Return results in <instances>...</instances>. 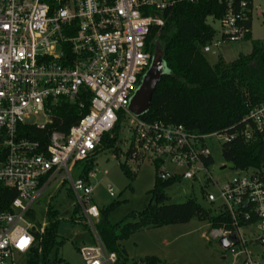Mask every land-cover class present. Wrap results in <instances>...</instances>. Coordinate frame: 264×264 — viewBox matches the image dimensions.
<instances>
[{
    "label": "built area",
    "instance_id": "built-area-1",
    "mask_svg": "<svg viewBox=\"0 0 264 264\" xmlns=\"http://www.w3.org/2000/svg\"><path fill=\"white\" fill-rule=\"evenodd\" d=\"M179 1L0 0V185L15 193L8 210L0 212V264H20L33 249L34 222L28 213L46 189L58 183L60 174L61 184H70L94 242L78 248L83 263L115 264V254L105 251L95 229L99 209L92 204L90 183L95 172L87 180L79 175L73 180L71 170L96 154L103 137L120 129L122 118L132 133L125 166L147 160L159 181L199 184L205 201L231 220L232 230H211L210 237L229 239L226 252L233 263L261 264L253 249L264 239L246 234L264 232V176L238 170L219 186L209 172L211 165H206L211 159L206 139L215 136L221 146L236 134L198 136L181 125L146 123L128 111L151 64V28L163 26L157 12ZM216 1L224 14L217 20L220 31L203 48L204 54L244 41L251 31L247 22L250 19L251 26L254 0ZM87 97V113L67 134L49 133L44 147L20 137L19 125L44 130L62 102L83 111ZM39 116L44 123L31 122ZM246 119L248 125L241 132L246 142L264 135V102ZM209 185L215 194L205 192ZM106 192L115 196L111 186Z\"/></svg>",
    "mask_w": 264,
    "mask_h": 264
},
{
    "label": "trees",
    "instance_id": "trees-1",
    "mask_svg": "<svg viewBox=\"0 0 264 264\" xmlns=\"http://www.w3.org/2000/svg\"><path fill=\"white\" fill-rule=\"evenodd\" d=\"M223 14L224 7L216 0L194 4L182 0L157 12L163 26L151 28L148 42L152 53L155 45L161 46L164 73L151 96L148 112L139 118L146 123L181 125L188 133L198 136L236 134L234 139L221 145L223 162L235 171L254 170L264 176V135H254L248 142L241 135L248 125L246 117L249 112L264 102V45L251 40L249 54L231 62L218 58L213 65L209 64L203 48L212 40L214 30L207 24V19L217 21ZM247 29H251L250 19ZM250 37L249 31L244 41L250 40ZM89 100L90 97L84 99L83 111H79L74 104L62 102L44 130L19 125L18 133L20 137L39 142L44 147L49 133H68L87 113ZM119 130L116 129L114 137L104 136L102 139L105 148L112 149L115 156L118 153L115 141ZM129 155V152L126 153L125 158L128 159ZM83 163L78 175L87 180L94 163L92 159ZM212 164V159L206 161V165ZM121 168L125 177L132 178L133 174L125 164ZM175 183L174 180L159 181L156 178L147 193L149 198L143 209L114 224L109 222L108 217L119 202L99 210L95 229L105 251L115 254V264H128L120 242L142 229L181 225L196 219L207 223L210 230H232L230 217L221 211L215 212L212 205L203 208L192 198L182 204H170L166 191ZM14 196V191L0 185V212L8 210ZM74 211L81 213L78 206L74 207ZM28 217L34 222L32 211ZM58 217L59 211L48 205L45 211L47 224L42 232L41 225L34 222L35 246L26 254L22 264H62L57 255L58 248L63 244L58 235ZM127 219L132 221L127 222ZM69 221L74 223L72 219ZM142 262L156 264L151 258Z\"/></svg>",
    "mask_w": 264,
    "mask_h": 264
},
{
    "label": "rangeland",
    "instance_id": "rangeland-1",
    "mask_svg": "<svg viewBox=\"0 0 264 264\" xmlns=\"http://www.w3.org/2000/svg\"><path fill=\"white\" fill-rule=\"evenodd\" d=\"M264 0H254V10L251 19V39L237 43H226L221 48L215 49L214 54L207 53L205 57L209 64L213 65L218 58L225 62H231L239 56L247 55L251 51V40L258 41L264 45ZM207 24L218 35L220 25L218 21L210 18ZM161 46L155 45L154 52L161 53ZM31 122L42 124L45 119L41 116L32 119ZM127 119H121L120 130L115 141L118 149L117 156L112 149H106L104 144L100 146L90 159L93 160L95 177L90 181L93 187L92 204L99 210L106 208L114 202L119 206L109 215L108 220L114 224L127 217L132 212L143 209L156 179L155 168L150 161L143 160L139 163L127 162L126 167L132 172V178L125 177L121 166L126 160L125 154L132 145V133L126 124ZM116 134V131H115ZM113 134L112 137L115 136ZM109 135L108 138H112ZM213 164L209 168L212 179L217 185H222L225 180H231L236 176V171L229 164L223 162L221 157V146L215 136L205 141ZM84 163H78L71 170V177L75 180L81 172ZM224 167V169H220ZM61 174L57 175L58 183L51 186L33 203L31 211L34 222L44 227L47 222L45 211L48 205L59 211L58 235L63 239V244L58 248L57 255L62 259V264H84L78 248L83 245H92L93 239L87 229L83 216L74 211L76 201L71 192L70 184H61ZM108 186L114 190L115 196L109 197L106 192ZM202 187L191 181H182L180 184L172 185L166 195L170 204H182L188 199H194L203 208H208L209 203L204 199ZM205 192L216 193L214 186L205 187ZM72 219L74 223L69 220ZM127 219V222H131ZM210 227L205 222L196 219L186 224L164 226L161 228L142 229L121 241L120 245L125 251L128 264H145L146 258L155 259L156 264H239L233 263L232 257L223 251L218 241L210 237ZM260 235L264 239V232L259 234L256 230L246 234L250 239ZM254 253L264 264V243L260 242L254 246ZM224 258V259H222ZM22 264V262L20 263Z\"/></svg>",
    "mask_w": 264,
    "mask_h": 264
},
{
    "label": "water",
    "instance_id": "water-1",
    "mask_svg": "<svg viewBox=\"0 0 264 264\" xmlns=\"http://www.w3.org/2000/svg\"><path fill=\"white\" fill-rule=\"evenodd\" d=\"M163 73L164 66L162 63V53L154 52L152 55L150 67L144 74L128 106V111L133 116L139 118L148 112L151 96ZM231 239L234 240L235 236H232ZM262 243H264V240H262ZM218 244L223 251H227L229 248V239L226 237H222L219 239Z\"/></svg>",
    "mask_w": 264,
    "mask_h": 264
},
{
    "label": "crops",
    "instance_id": "crops-1",
    "mask_svg": "<svg viewBox=\"0 0 264 264\" xmlns=\"http://www.w3.org/2000/svg\"><path fill=\"white\" fill-rule=\"evenodd\" d=\"M214 54V53H213ZM222 259H224V258H222Z\"/></svg>",
    "mask_w": 264,
    "mask_h": 264
}]
</instances>
